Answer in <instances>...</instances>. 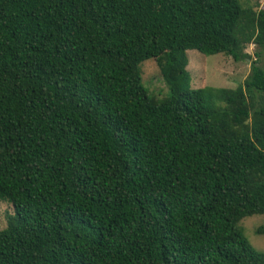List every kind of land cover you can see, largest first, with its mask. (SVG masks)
Returning a JSON list of instances; mask_svg holds the SVG:
<instances>
[{"label": "trees", "instance_id": "1", "mask_svg": "<svg viewBox=\"0 0 264 264\" xmlns=\"http://www.w3.org/2000/svg\"><path fill=\"white\" fill-rule=\"evenodd\" d=\"M249 44L242 84L191 87L188 50ZM261 51L240 0H0V264H264Z\"/></svg>", "mask_w": 264, "mask_h": 264}, {"label": "rangeland", "instance_id": "2", "mask_svg": "<svg viewBox=\"0 0 264 264\" xmlns=\"http://www.w3.org/2000/svg\"><path fill=\"white\" fill-rule=\"evenodd\" d=\"M244 7L258 10L264 8V0H240ZM258 49L249 44L245 52L250 56L240 60L224 54L205 55L196 50H188L187 70L191 76V87L205 86L234 89L242 84L251 72L253 61L257 58ZM259 65L264 67V51L260 52ZM142 83L151 93L164 96L167 87L162 79L160 65L154 59L140 64ZM12 205L0 200V229L6 226V214L11 213ZM243 233L251 246L258 252V258L264 257V214H255L243 218L240 222ZM254 257V256H253Z\"/></svg>", "mask_w": 264, "mask_h": 264}]
</instances>
